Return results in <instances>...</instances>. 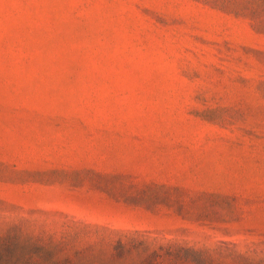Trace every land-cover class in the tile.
I'll return each mask as SVG.
<instances>
[{
	"label": "rangeland",
	"instance_id": "obj_1",
	"mask_svg": "<svg viewBox=\"0 0 264 264\" xmlns=\"http://www.w3.org/2000/svg\"><path fill=\"white\" fill-rule=\"evenodd\" d=\"M168 245L264 264V0H0V264Z\"/></svg>",
	"mask_w": 264,
	"mask_h": 264
},
{
	"label": "trees",
	"instance_id": "obj_2",
	"mask_svg": "<svg viewBox=\"0 0 264 264\" xmlns=\"http://www.w3.org/2000/svg\"><path fill=\"white\" fill-rule=\"evenodd\" d=\"M141 247L148 250L143 242L137 244L118 242L115 250H123L126 248L129 251ZM159 250L161 252L163 251L166 257H162L161 252L152 250L147 253L146 257L139 264H208L209 262V259L201 251L192 248L168 245L166 247H159Z\"/></svg>",
	"mask_w": 264,
	"mask_h": 264
}]
</instances>
